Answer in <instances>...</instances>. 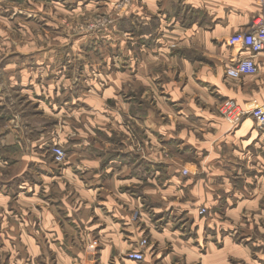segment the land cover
Instances as JSON below:
<instances>
[{"label":"crops","instance_id":"1","mask_svg":"<svg viewBox=\"0 0 264 264\" xmlns=\"http://www.w3.org/2000/svg\"><path fill=\"white\" fill-rule=\"evenodd\" d=\"M256 15L264 17V0H131L125 14L128 40L135 45L131 50L143 55L136 77L146 80L144 59L156 47L161 61L173 66L167 79L159 71L160 80L150 89L171 90V103L159 106L166 103V113H177L163 122L142 98L125 103L122 112L131 120L124 124L105 103L110 91L97 95L94 89L84 96L87 107L66 105L60 89H18L25 101L37 102L36 113L23 111L20 120L0 89V137L23 142L30 132L33 142L47 145L56 134L70 151L56 176L63 179L56 183L64 197L52 200L39 221L46 237L63 242L64 248L50 247L57 264H231V256L244 257V264L253 256L260 259H252L254 264H264V224L244 231L255 241L263 237L251 245L235 242L231 232L243 221L247 225L243 209L264 201V128L252 117L231 126L218 111L226 98L246 107L264 103V53L254 59L256 74L237 79L225 74L233 53L226 39ZM108 34L90 38L105 43ZM171 43L177 47L166 57L169 50L162 47ZM74 112V119L65 120ZM42 114L43 120L34 117ZM50 172L47 168L45 179L40 173L45 184ZM203 206L207 213L199 216ZM181 223L189 231L181 230ZM201 229L204 243L198 241ZM145 236L149 246L141 262L121 258ZM92 238L98 241L95 252L88 248Z\"/></svg>","mask_w":264,"mask_h":264},{"label":"rangeland","instance_id":"2","mask_svg":"<svg viewBox=\"0 0 264 264\" xmlns=\"http://www.w3.org/2000/svg\"><path fill=\"white\" fill-rule=\"evenodd\" d=\"M115 1L0 0V89H5L7 103L15 106L11 110L16 117L22 120L19 114L27 110L36 113L37 103L33 100L25 101V96H21L23 94L18 89H60L65 93L61 92L59 98L62 96L64 103L71 107H87L83 99L89 89H94L97 95L110 91L112 98L105 103L112 110L118 111L124 124H129L131 119L122 109L126 102L133 99L141 103L143 98L146 106L162 118V122L176 116V110L175 113L165 112L163 106H167L166 103H163L162 109L159 106L162 102L171 103L167 94L171 90L163 88L157 91L153 89L151 92L160 80L158 72L167 79L168 74L165 72L173 70V66L161 61L164 56L160 53H163L156 47L144 59L147 64L144 68L146 80L136 77L137 64H141L143 55L139 56L140 50H131L135 45H131V40H128L129 25L120 23L125 16H113ZM96 17H106L110 22L94 32L82 33L76 28L78 23ZM104 31L109 33L105 43L102 42V37H99L98 43L90 38ZM176 47L173 43L162 47L169 50L168 54L165 52V56H172ZM131 89L135 91L134 94L130 92ZM73 115L65 117V120L74 119L76 113ZM219 116L221 117L220 114ZM34 117L44 119L43 114ZM5 120L8 122L9 119ZM12 123L9 125L13 126V130L16 127ZM3 125L4 120L0 119V132L3 131ZM26 135L30 139L23 142L0 137V264H57L55 252L50 247L64 248L63 242L46 237L47 229L39 221L51 210L54 205L52 200L58 202L64 197L65 192L56 183L63 179L56 176H59V171L65 166V160L57 162L52 154L53 146L64 148V144L58 141L59 136L56 134L50 137L47 145L33 142L35 139L31 138L34 134L30 132ZM63 150L66 154L70 152L65 148ZM165 151L171 152L167 149ZM47 168L52 173L48 174L49 182L45 184L40 173L45 179ZM205 210L199 216L205 215L207 209ZM241 213L248 216L247 225L245 221L241 225H235L234 231L231 230L233 240L245 246L263 239L261 236L255 241L254 237L243 233L258 229L259 224H264V201L253 210L243 209ZM255 216H258L256 219L259 223L254 222ZM179 225L181 230L189 231L187 226L182 223ZM36 228L38 233L35 232ZM200 231L198 241L204 243L206 232L204 229ZM193 233L195 234L194 230ZM143 238L147 239L144 250L149 246V238L141 237ZM88 244V248L95 252L98 244L96 238L90 239ZM137 244L131 249L137 248ZM243 258L238 260L231 256V264H244ZM253 258L251 256L247 259L250 264H254L253 260L260 261L259 258Z\"/></svg>","mask_w":264,"mask_h":264},{"label":"built area","instance_id":"3","mask_svg":"<svg viewBox=\"0 0 264 264\" xmlns=\"http://www.w3.org/2000/svg\"><path fill=\"white\" fill-rule=\"evenodd\" d=\"M130 3L131 0H116L113 3V6L115 5L113 16L123 18ZM106 22H110L106 17H96L78 23L76 28L82 33L94 32L101 29ZM226 43L233 52L230 63L225 69L226 76L237 79L245 74H256L258 67L254 59L258 54L264 53V17L262 15L254 16L246 29L231 34L226 39ZM218 111L231 126L236 125L244 117H252L258 128H264V103L246 107L239 105L234 99L226 98L219 102ZM52 154L57 162L61 163L65 160V151L58 145L52 147ZM182 174L186 175L187 170L183 169ZM205 211V208L202 207L198 213L204 214ZM146 245V238L139 240L137 248L124 252L123 258L141 262L144 258L143 248Z\"/></svg>","mask_w":264,"mask_h":264},{"label":"trees","instance_id":"4","mask_svg":"<svg viewBox=\"0 0 264 264\" xmlns=\"http://www.w3.org/2000/svg\"><path fill=\"white\" fill-rule=\"evenodd\" d=\"M123 22H125V19H123V20H120V23H123Z\"/></svg>","mask_w":264,"mask_h":264}]
</instances>
